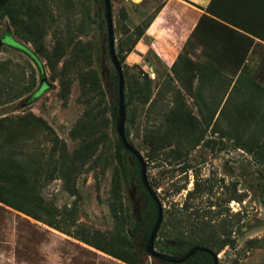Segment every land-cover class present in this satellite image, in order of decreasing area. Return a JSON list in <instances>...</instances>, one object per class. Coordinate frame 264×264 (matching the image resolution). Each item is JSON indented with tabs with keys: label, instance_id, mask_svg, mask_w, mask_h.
Returning <instances> with one entry per match:
<instances>
[{
	"label": "rangeland",
	"instance_id": "374dc122",
	"mask_svg": "<svg viewBox=\"0 0 264 264\" xmlns=\"http://www.w3.org/2000/svg\"><path fill=\"white\" fill-rule=\"evenodd\" d=\"M162 1L109 0L114 47L121 13L132 29L149 21ZM102 8L101 0H9V15L0 18V61L10 69L7 79L19 90L28 89L11 101L0 98V171L6 175L0 187V264H170L138 251L112 228L107 203L118 137L106 111L101 116L106 151L99 156L98 145L80 168L77 196L63 190L55 172L46 173L51 178L40 187L32 185L35 172L49 160L53 137L64 143L67 155L85 150L70 132L89 106L85 80L109 84L106 38L98 27ZM211 8L214 15L205 8L183 43L178 66L186 68L176 76L151 53L147 64L137 65L158 101L150 113L138 107L128 125L125 113L124 127L141 156L147 151L156 159L146 166V178L156 187L162 213L179 205L194 181L201 189L208 179L211 195L193 203H218L233 225L234 245L217 255L218 264H264V123L260 134H252L255 126L246 123L248 107L255 110L259 103L256 109L264 113V0H216ZM120 40L125 51L126 38ZM128 54L122 53L124 63L135 65ZM233 85L237 89L230 94ZM236 110L245 117L240 125L231 123ZM172 112L176 121L167 119ZM155 128L159 142L150 135ZM176 151L181 158L175 164ZM186 162L192 167L184 173ZM184 182L186 190L174 194L173 187ZM230 196L242 202L226 203ZM119 203L133 214L141 207L135 191L124 186ZM13 207L41 213L60 231Z\"/></svg>",
	"mask_w": 264,
	"mask_h": 264
},
{
	"label": "trees",
	"instance_id": "16d2710c",
	"mask_svg": "<svg viewBox=\"0 0 264 264\" xmlns=\"http://www.w3.org/2000/svg\"><path fill=\"white\" fill-rule=\"evenodd\" d=\"M8 2L9 0H7L6 3L0 7V18L9 15L6 12ZM215 2L216 0H211L207 5L206 8L208 14L214 15L211 7ZM28 5H30V3H28ZM159 9L160 7L155 10L154 15ZM154 15L149 21L139 22L138 24L134 25L132 29H129L125 24V13H121L119 15L120 37L116 40L114 52L122 72L123 107L125 113H127V117L125 119L127 125L130 121V117L138 107H146L145 110L150 113V111H152L151 109L158 101V92L152 97L151 80L147 73L138 68L137 65H126L122 56L123 52L129 53L133 49L136 42L141 38L144 31L150 24ZM7 17L10 21L12 20L10 16ZM201 18H203V15L199 18V20ZM217 18L222 21L228 19L226 16ZM211 22L213 25H216L217 27L219 26L214 21ZM98 27L101 31V35L106 38V25L103 8ZM219 27L224 28L222 26ZM122 37L126 38L125 44L127 45V48L125 51L122 50L123 44L120 40ZM180 59L181 56L178 54L176 60L170 67V71L175 76L178 74V71L186 68L185 65H182L181 67L178 66ZM107 61L109 69L106 73V76H108L109 84L105 86L103 81L97 80L95 77H90L85 80V91L83 94L87 97V99L89 98V106L78 126L70 132V136L73 139L78 138L81 141V148L85 150L82 151L81 149L77 152H74L72 155H67L65 153L64 143L61 140H58L57 137H53L49 160L44 164V166L40 167L38 171L35 172L32 178L33 186L40 187L41 185L45 184L47 180L51 178L45 176V174L47 173L50 175L49 173L55 172L57 178L62 181L61 186L63 190L69 196L76 197L77 191L75 187V180L80 168L87 162L89 158H91L98 145L102 144L99 156L103 155L106 151L104 135L102 133L103 120H101V116L102 113L106 111L109 116V121L112 123V128L115 130L118 103L117 74L114 71L108 56ZM187 64L190 66L189 63ZM131 68L137 69V73H130L129 71ZM9 71L10 69L8 68L7 64L4 61H0V98H3L2 96H8L5 100L11 101L20 98L24 93L28 92V89L24 88L19 90L13 87L7 79ZM236 89L237 88L235 85H233L230 90V94L236 92ZM90 94H92L91 97ZM249 101V105H253V100ZM261 106L262 105L259 103H256L257 108H260ZM256 107L255 110H250L251 107H248L247 110V126H250V124L255 126V130L252 131V134H260L264 130V128L263 130L261 129V126H263L264 123V113H259L260 111H258ZM243 116L244 115L242 113H239L236 110L233 113L231 123H243V118H245ZM168 117L167 119H169V121H176V115H174L173 112ZM148 132L149 131H147V133ZM124 134L127 142L133 146L132 141L129 139V131L127 126L124 127ZM150 135L157 139L158 142L160 141L161 136H159L158 128L153 129ZM161 148L162 147H159V150ZM52 156L56 157L53 158ZM142 157L146 162V166H148L150 162L156 161V159L152 160V154L148 153L147 151ZM113 158L115 160L116 166L114 168L115 173L107 203L111 216L112 228L119 237L124 239L138 251L142 252L144 251L146 240L156 219V205L151 200L141 184L139 178V168L135 158L122 146L118 138L114 145ZM180 158L181 154L176 151V160L174 161L175 164L180 161ZM191 167L192 166L186 162L182 172H188ZM5 176L6 175L0 171V187H2L4 184L2 180ZM11 184L12 183H9L8 186ZM148 184L155 191L156 187H154V183H152V181H148ZM121 186L127 187L128 189H133L135 191L136 198L138 201H140L141 206L140 210L136 214H133L132 211L120 205L119 190ZM185 188L184 182L180 186L173 187L172 192L176 194L182 190H186ZM200 195H211V187L209 185L208 179H205L204 186L201 189L198 188V182L194 181L193 187L185 192L182 202L179 205H171V209H166L164 213H162V221L153 241V248L156 249L157 252L179 257L186 253V251L191 247L200 246L210 249L215 255H218L225 248H231L234 245L231 239V229L233 225L228 223L226 216L223 215L222 209L219 207L218 203L209 202L205 207H199V205L194 204L193 201L196 200V198H198ZM158 200H160L159 197ZM230 201L240 203L242 202V199H239L235 196H230L225 202L228 203ZM13 208L38 222L46 224L47 226L60 231L57 225H54L50 221L44 219L41 213H32L20 207ZM226 211L228 210L226 209ZM39 212L45 211L44 209H40ZM233 215L235 216L237 213H234ZM65 234L68 235V233ZM81 241L86 245L107 254V251H105L102 247L96 245L88 239L82 238ZM179 264H211V262L210 257L207 254L199 253L189 257Z\"/></svg>",
	"mask_w": 264,
	"mask_h": 264
},
{
	"label": "crops",
	"instance_id": "0c3cea01",
	"mask_svg": "<svg viewBox=\"0 0 264 264\" xmlns=\"http://www.w3.org/2000/svg\"><path fill=\"white\" fill-rule=\"evenodd\" d=\"M210 1L163 0L143 35L129 52V62L147 64L146 55L151 53L163 66L170 68Z\"/></svg>",
	"mask_w": 264,
	"mask_h": 264
},
{
	"label": "water",
	"instance_id": "95a60500",
	"mask_svg": "<svg viewBox=\"0 0 264 264\" xmlns=\"http://www.w3.org/2000/svg\"><path fill=\"white\" fill-rule=\"evenodd\" d=\"M7 0H0V7L6 3ZM103 6V13L106 25V50L107 56L111 62V65L114 71L117 74V82H118V90H117V112H116V124H115V131L117 137L122 144V146L135 158L138 168H139V178L141 181L142 186L144 187L145 191L151 198V200L156 205V219L153 224V227L149 233V236L146 240L144 246V252L151 258L160 260L166 263L172 264H179L199 253H205L210 257L211 264H218V257L215 255L210 249L194 246L191 247L189 250L186 251L183 255L179 257L170 256L167 254L159 253L153 248V241L156 237L157 231L159 229L160 223L162 221V207L157 198V194L155 191L149 186L147 178H146V162L139 153L138 149L135 146H131L125 137L124 134V119H125V111L123 107V78L120 65L118 60L115 56L114 52V39H113V25H112V17L110 12V3L109 0H102Z\"/></svg>",
	"mask_w": 264,
	"mask_h": 264
}]
</instances>
